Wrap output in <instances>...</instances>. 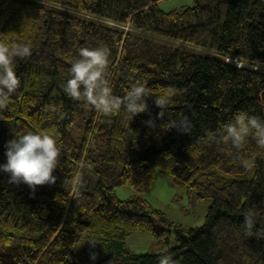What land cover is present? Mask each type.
<instances>
[{"label":"trees","instance_id":"1","mask_svg":"<svg viewBox=\"0 0 264 264\" xmlns=\"http://www.w3.org/2000/svg\"><path fill=\"white\" fill-rule=\"evenodd\" d=\"M161 1L0 0V40L30 48L15 59L20 83L0 108V164L12 131L49 132L61 150L56 181L34 192L0 172V264H158L163 255L264 264V149L219 140L239 112L264 119V0H193L168 12ZM98 46L111 50L113 95L133 83L150 94L129 123L123 109L102 115L64 92L80 49ZM166 91L162 111L155 95ZM182 119L189 132L172 127ZM158 173L209 202L202 226L179 228L142 196ZM120 186L134 197L119 199ZM171 228L177 245L163 252L124 248L132 233L159 240ZM90 240L110 255L91 260Z\"/></svg>","mask_w":264,"mask_h":264},{"label":"clouds","instance_id":"2","mask_svg":"<svg viewBox=\"0 0 264 264\" xmlns=\"http://www.w3.org/2000/svg\"><path fill=\"white\" fill-rule=\"evenodd\" d=\"M111 50L107 46L85 47L69 68V78L64 84V92L71 99L90 105L102 115H110L123 109L128 123L146 109L145 98L149 96L143 83H133L123 98L112 94L106 78ZM30 55L28 46L0 40V108L5 107L9 97L19 86L15 72L16 58ZM171 103V93L155 95V104L165 110ZM162 114V113H161ZM154 126V121H146ZM178 130L189 132L187 120L172 125ZM12 138L6 141V162L0 164V172L8 174V183H24L35 191L38 185L51 184L57 179L53 175L59 166L60 148L57 139L46 131L13 132ZM251 138L258 148L264 149V119L249 115L247 112L235 114L233 121L225 124L220 132L219 140L231 148L241 150ZM240 164L250 168V161L244 159ZM254 213L249 210L244 215L246 228L250 230L254 224ZM93 246L97 241H91ZM90 259H97L96 252H90ZM158 264H174L171 256L163 255Z\"/></svg>","mask_w":264,"mask_h":264},{"label":"rangeland","instance_id":"3","mask_svg":"<svg viewBox=\"0 0 264 264\" xmlns=\"http://www.w3.org/2000/svg\"><path fill=\"white\" fill-rule=\"evenodd\" d=\"M193 0H163L159 7L165 11H171L184 6H191ZM117 197L121 200L134 197V191L127 186L115 188ZM154 208L161 210L165 217L175 226L188 229L199 227L204 223L209 206L208 201L198 202L187 188L174 185L170 177L158 173L155 185L142 195ZM168 230L158 240L150 232L132 233L123 243L124 248L133 253L163 252L177 245L174 229ZM98 244V247L96 246ZM90 247L97 253V259L110 255V251L98 242Z\"/></svg>","mask_w":264,"mask_h":264},{"label":"built area","instance_id":"4","mask_svg":"<svg viewBox=\"0 0 264 264\" xmlns=\"http://www.w3.org/2000/svg\"><path fill=\"white\" fill-rule=\"evenodd\" d=\"M226 62H233L234 64H236L237 67L241 66V63L237 60V59H226Z\"/></svg>","mask_w":264,"mask_h":264}]
</instances>
